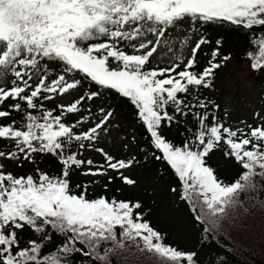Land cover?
<instances>
[{"label": "snow or ice", "instance_id": "obj_1", "mask_svg": "<svg viewBox=\"0 0 264 264\" xmlns=\"http://www.w3.org/2000/svg\"><path fill=\"white\" fill-rule=\"evenodd\" d=\"M184 22L192 31L225 23L248 30L253 46L246 51L250 69L264 73V0H0V78L9 71L16 78L9 89L0 88V103L18 98L10 108L27 113L23 117L26 123L19 127L17 121L0 125V138L14 144L13 150L0 151V157L35 164L33 158L44 153L55 154L62 162L57 175L38 168L32 174L16 175L0 164V264H112L110 257L121 251L127 253L125 261L143 257L147 264L153 259L162 264H200L197 252L164 242L161 232L143 218L139 201L103 195L88 198L87 185L77 184L79 193L74 190L70 173L75 168L94 176L113 170L125 184H135L122 171L136 163L135 157L116 158L99 148L107 161L102 166L93 167L91 159L78 158L80 150L95 148L98 130L106 128L114 109L101 106L98 122L77 131L81 119L76 124L62 122L63 105L55 115L45 108L43 101L85 84L94 82L96 88L69 103L67 113H78L82 102L100 99L102 89L130 98L151 134L152 145L162 152L159 158L179 176L192 211H199L196 220L207 223L206 233L219 228L220 219L241 193L264 187L258 183L264 181V116L255 114L256 126H225L210 111V106L217 109L219 105L200 98L199 90L212 87L217 70L231 59L221 51L223 38L212 41L202 33L179 72L178 64L148 67L159 38ZM148 34L157 37L155 42L144 41ZM136 37H141L138 46L133 43ZM122 44L133 52L128 53ZM208 44L213 48L207 66L189 70L197 63V51ZM138 50L143 52L137 54ZM41 61L43 74L32 72ZM50 67L59 68L54 78H50ZM33 76L36 82L30 84ZM20 101L26 103L23 109ZM37 108L40 115L28 111ZM189 113L194 128L177 117L186 118ZM10 114L0 110L2 118ZM181 122L183 143L177 146L166 139L161 126ZM74 142L77 152L71 151ZM221 147L226 157L242 166L241 174L230 183L222 181L207 164L209 154ZM113 179L108 175L109 181ZM26 226L37 238L21 246L20 233ZM53 233L63 240L45 253ZM76 254L84 259L74 261ZM219 264L226 262L219 259Z\"/></svg>", "mask_w": 264, "mask_h": 264}, {"label": "trees", "instance_id": "obj_2", "mask_svg": "<svg viewBox=\"0 0 264 264\" xmlns=\"http://www.w3.org/2000/svg\"><path fill=\"white\" fill-rule=\"evenodd\" d=\"M186 22H184L185 24ZM178 28V27H177ZM176 28H169L174 30ZM201 33H207L208 37L215 41L218 37L223 38V46L221 51L227 53L232 57H237V60L247 61L250 63V58L246 55V51L252 49L250 44V33L248 30L237 28L230 24L214 25L199 29ZM99 42H102L99 41ZM133 43L134 40H133ZM208 55L197 61L196 65L192 69L200 71L207 66V61L210 59V53L213 45L208 46ZM128 53H132L133 49L130 46L122 44ZM138 50L137 54H140ZM152 57L149 58L148 67H154L152 64ZM43 61L40 62V67L43 68ZM183 69V68H182ZM33 69H31L32 71ZM59 71L58 67H50V78H54L55 73ZM218 71L215 74L216 81ZM27 79V77H25ZM162 78V77H161ZM16 79V78H15ZM31 83V80L29 81ZM213 83V84H214ZM95 89L94 82L85 84L82 88V92L89 89ZM209 88L200 89V98H207L208 100L215 101L219 105V108L214 110L216 116L224 123V118L221 114L222 107L218 98H214L209 94ZM71 90V89H70ZM68 90V92L70 91ZM27 91V89H26ZM104 95L101 97L106 103H108L111 109H117L124 121L130 125L136 126V131L139 137H142L148 142L147 151L145 154L141 153L138 149L137 153H140V161L142 167L137 174L139 177H151L156 176L157 188L154 194L148 191H135L132 189V185L125 184L120 178H115L108 183V189L97 191L87 182L80 177L83 169L75 168L71 175V185L76 192H80L81 189H76L75 186L87 185L86 195L88 198H96L98 196H105L106 198L115 197L117 200L124 199L128 201H139L141 203L140 211L143 212V218L150 222L154 229L161 232L164 237V242L171 246L177 247L179 250L195 251L198 254L200 264H219V259H224L226 264H264V187H258L256 189H250L247 192L241 193L238 202L230 209L228 214L220 219V225L217 230L205 232V228L208 227L205 221H197L196 216L199 211H192V205L183 196V183L180 181L179 176L171 165L159 157L162 156L160 150H156L151 143V134L147 131L146 124L138 115V110L134 104L130 102V98L123 97L122 94H116L115 90H101ZM66 94V93H65ZM64 96V94H58ZM7 99L8 107L6 110L10 111V116L3 118L0 121V125H7L12 121H17L19 127L21 123H26L23 117L27 115L26 112L17 111L11 109L16 100ZM22 109L26 107V103L20 101ZM44 106L48 110H54L53 115L58 114L60 111V104L54 100V96L49 101H43ZM86 103V102H85ZM65 110L62 114V122H68L76 124L77 119H81V124L77 127V131L86 130L90 125H94L98 122L97 118H93L91 121L82 119L84 116L78 113H67V105H63ZM78 106L79 110L82 108ZM34 115H40L41 110L29 109ZM171 111V109H169ZM178 119L182 121L186 119L188 121V127H196L194 118L191 113L188 117ZM211 120V117H209ZM43 122V121H40ZM162 134L165 135L169 142L181 146L184 136V124L177 125L173 123L171 125L162 123ZM99 132V130H98ZM87 145V142H85ZM223 147V146H222ZM221 149H214L210 153V159L207 160V164L213 167L215 174L224 182H233L241 174L242 166L234 160V158L226 157ZM14 149L12 141L5 138H0V151L8 152ZM80 150L78 152V158H85V151ZM71 151L77 152L78 146L74 142ZM136 153V154H137ZM35 164L30 160H23L22 163H18L12 167L4 166L5 161L13 160L8 157H0V164L3 165L4 171H11L16 175L32 174L35 169L47 170L52 175L61 174L62 162L55 157V154H38L33 158ZM136 159V155H135ZM144 172V173H142ZM260 185H264V181H258ZM21 246H24L25 241L30 238H37L34 232L29 228L20 233ZM63 237L53 233L51 243L47 244L44 248V252H50L60 244ZM110 246V245H109ZM126 252L121 251L118 255H112L110 258L112 264H147L143 257L137 259L136 257H128ZM74 261H80L84 259L80 254H76L73 258ZM151 264H162L160 261L153 259Z\"/></svg>", "mask_w": 264, "mask_h": 264}, {"label": "rangeland", "instance_id": "obj_3", "mask_svg": "<svg viewBox=\"0 0 264 264\" xmlns=\"http://www.w3.org/2000/svg\"><path fill=\"white\" fill-rule=\"evenodd\" d=\"M201 31L198 29L192 31L187 23H183L182 27L174 30L167 29L164 37H160V44L157 45V51L153 53L152 64L154 67L162 68L179 65L176 72L183 70L184 64L190 57L191 48L197 42ZM144 41L152 40L155 42L157 37L154 34H148L143 37ZM141 37H136L134 42H140ZM212 44H208L211 46ZM151 47V45L149 46ZM143 52V50H139ZM208 47L202 45L201 49L197 51L196 60L199 61L206 57ZM32 72L43 74V68L38 67ZM15 79L14 75L9 71L4 77L0 78V88L9 89L12 86V81ZM36 82V76H33L30 84ZM209 94L218 98L221 103V114L224 118L225 126H232L233 128H242L245 125L256 126L259 123L258 117L255 115L257 112L264 116V73L255 72L250 69V63L247 61H238L237 57H232L226 66L218 71L215 83L209 87ZM82 93V88L78 90H70L64 96L55 95L54 100L60 105H68L74 102ZM16 99V98H12ZM103 106L106 109L110 107L103 99H93L92 101L83 102L82 108L78 114L87 117L86 120L91 121L93 118L99 119L101 113L99 108ZM8 107L7 99L0 103V110H6ZM3 118L0 117V121ZM107 126L103 130H99L98 140L95 142V148H88L85 151V158L93 161V167L97 165H104L107 163L104 154L98 151L103 148L105 152L113 155L116 158H132L136 155V163L129 169L122 170L124 175L135 181L132 189L135 191H148L151 194L156 192L157 178L139 177L137 174L140 172L142 163L140 161L141 153L145 154L148 147L142 137H139L136 131V126L130 125L124 121L120 112L114 109V114ZM137 153V154H136ZM4 163L6 167H12L16 164L15 159L7 160ZM144 173V172H142ZM108 175L119 178L116 171L109 170L107 175H85L81 174L82 180L93 186L95 190L108 189ZM107 185V187H105Z\"/></svg>", "mask_w": 264, "mask_h": 264}]
</instances>
